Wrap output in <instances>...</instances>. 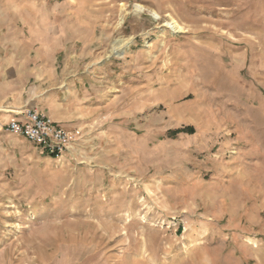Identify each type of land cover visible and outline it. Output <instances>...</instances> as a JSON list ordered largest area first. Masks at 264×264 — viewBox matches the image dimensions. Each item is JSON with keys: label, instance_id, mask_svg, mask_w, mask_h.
<instances>
[{"label": "rangeland", "instance_id": "1", "mask_svg": "<svg viewBox=\"0 0 264 264\" xmlns=\"http://www.w3.org/2000/svg\"><path fill=\"white\" fill-rule=\"evenodd\" d=\"M0 264H264V0H0Z\"/></svg>", "mask_w": 264, "mask_h": 264}, {"label": "built area", "instance_id": "2", "mask_svg": "<svg viewBox=\"0 0 264 264\" xmlns=\"http://www.w3.org/2000/svg\"><path fill=\"white\" fill-rule=\"evenodd\" d=\"M17 118L3 125V129L40 144L49 154L59 156L74 144L78 130H69L36 109L15 113Z\"/></svg>", "mask_w": 264, "mask_h": 264}, {"label": "trees", "instance_id": "3", "mask_svg": "<svg viewBox=\"0 0 264 264\" xmlns=\"http://www.w3.org/2000/svg\"><path fill=\"white\" fill-rule=\"evenodd\" d=\"M194 130H193V126H191V125H189V126H187V127H184V128H178V129H174V131H172L171 133H170V135L171 136H174V134H175V132H185V133H187V134H189V133H192ZM52 156H54V155H52Z\"/></svg>", "mask_w": 264, "mask_h": 264}]
</instances>
